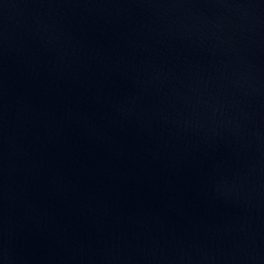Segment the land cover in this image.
<instances>
[{
	"label": "water",
	"instance_id": "95a60500",
	"mask_svg": "<svg viewBox=\"0 0 264 264\" xmlns=\"http://www.w3.org/2000/svg\"><path fill=\"white\" fill-rule=\"evenodd\" d=\"M0 264H264V0H0Z\"/></svg>",
	"mask_w": 264,
	"mask_h": 264
}]
</instances>
